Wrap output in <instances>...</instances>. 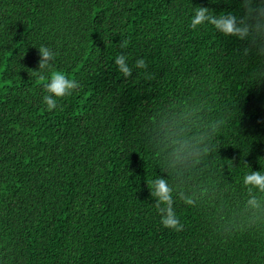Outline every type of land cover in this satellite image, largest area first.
I'll return each instance as SVG.
<instances>
[{
	"label": "trees",
	"instance_id": "obj_1",
	"mask_svg": "<svg viewBox=\"0 0 264 264\" xmlns=\"http://www.w3.org/2000/svg\"><path fill=\"white\" fill-rule=\"evenodd\" d=\"M197 7L244 14L240 0H0V264H264V192L244 183L264 174V56L192 28ZM53 71L79 87L48 110ZM158 178L180 231L161 223Z\"/></svg>",
	"mask_w": 264,
	"mask_h": 264
},
{
	"label": "clouds",
	"instance_id": "obj_2",
	"mask_svg": "<svg viewBox=\"0 0 264 264\" xmlns=\"http://www.w3.org/2000/svg\"><path fill=\"white\" fill-rule=\"evenodd\" d=\"M244 14L237 17L229 12L227 14L214 15L206 7H197L195 15L191 21V27L195 28L204 22L211 23L219 32L225 36H235L241 41H247L248 47L244 49L245 54H248L253 49L260 56H264V0H240ZM40 60L38 69L33 70L32 75L37 76L41 81L46 79L43 70L51 67V61L54 60L55 54L47 47L41 46L38 48ZM127 57L120 54L116 57L115 63L118 70L125 76L129 77L132 74V69L126 63ZM137 68L147 67L145 61L141 58L135 61ZM47 83L44 87L48 93L43 97V102L48 110L57 107V100L54 98L70 95L79 87V82L73 78H69L63 72L53 71L47 77ZM245 185H252L264 192V174L259 171H253L250 175L244 177ZM151 196L157 198L155 207L161 214V223L163 226L182 230L183 225L180 223L173 208V198L171 189L163 178H158L155 181L154 190ZM191 203L190 201H187ZM253 207L258 206L255 198L249 201Z\"/></svg>",
	"mask_w": 264,
	"mask_h": 264
}]
</instances>
